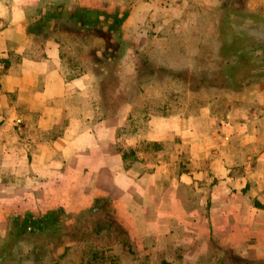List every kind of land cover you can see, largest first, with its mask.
<instances>
[{
    "label": "crops",
    "instance_id": "obj_1",
    "mask_svg": "<svg viewBox=\"0 0 264 264\" xmlns=\"http://www.w3.org/2000/svg\"><path fill=\"white\" fill-rule=\"evenodd\" d=\"M227 1L0 0V111L8 114L2 119L6 125L27 122L40 130L39 135L30 136L29 146L14 147L11 155L4 148L0 150V248L7 236L8 210L12 215L19 214L17 217L23 212L35 219L54 207L67 212L74 205L89 209L97 199L107 198L116 210L124 212V220L139 224L140 230H134L133 235L142 253L174 251L189 256L197 252L202 243L190 223L195 220L194 214L178 208L180 187L189 184L187 179L169 177L166 185L160 178L161 167L146 175L126 170L114 146L118 128L127 117L101 119L91 112L101 108L95 72L85 71L79 62L82 57L78 47L80 37L94 30H86L76 13L97 12L102 14L100 21L107 13L106 23L100 25L101 31L108 34L114 19L123 18L120 34L126 45L125 60L131 66L126 75L132 80L139 76L136 63L144 70L146 62L150 75L154 71L159 76L157 72L161 71L173 77L212 80L224 63L219 23ZM238 6L258 14L264 0H242ZM257 30L263 38L264 27ZM150 87L141 86L139 91H179L175 86ZM253 89L259 118L243 122L239 132L246 144L254 143L252 153L257 163L245 168L252 170V181L233 183L227 177L211 192L215 202L219 200L221 204L236 199L239 211L245 212L250 222L242 234L245 249L254 246L250 245L254 237L264 238V231L255 229V222L264 219V209L256 206L264 205V85ZM213 90L212 85H203L187 91L196 97L197 92ZM11 96L14 99L8 100ZM137 107V102L125 104L128 110ZM148 107L173 110L195 106H180L173 100L141 106ZM181 118L175 111L167 116L144 117L142 121L148 126L144 137L158 143L182 137ZM59 126L63 128L62 135L47 139L46 134ZM64 189H72L73 193ZM77 190L81 196L88 190L92 199L66 200L67 195L75 197ZM166 204H171L173 211H165ZM130 206L141 211L139 218L130 214ZM228 236L220 235L225 245L229 243ZM212 239L218 238L215 231L208 230L204 245Z\"/></svg>",
    "mask_w": 264,
    "mask_h": 264
},
{
    "label": "rangeland",
    "instance_id": "obj_2",
    "mask_svg": "<svg viewBox=\"0 0 264 264\" xmlns=\"http://www.w3.org/2000/svg\"><path fill=\"white\" fill-rule=\"evenodd\" d=\"M241 2L228 0L223 7L224 13L234 10L230 23L233 30L243 32L242 38L245 40L254 39L256 46L248 52L254 56L259 68L256 73L258 78L250 80L240 90L217 87L216 75L212 80L173 77L161 71L157 72L159 76L154 71L150 75L147 62L144 70L140 68V63H136L139 74L136 84L135 78L132 80L126 75V72H131V66L125 60L123 35L101 31L103 25L100 24L106 23L107 13L98 21V26L92 28L94 32L80 37L78 47L79 57H82L79 62L84 64L85 71L94 69L95 72L97 101L101 108L91 112L95 111V117L101 119L127 117L118 128L114 146L123 159L124 168L134 175H146L155 173L161 167L160 178L166 185L169 177L175 180L182 177L189 182L180 187L181 206L178 208L183 213L194 214L195 220L190 223L202 243L197 246V252L189 256L174 251L142 253L135 245L133 235L134 230H140L139 224L135 226L133 221L124 220V212L116 210L107 198H103L102 201L97 199L89 209L74 205L67 212L54 207L47 215H36L35 219L23 215V212L22 216L17 217L19 214L12 215L8 210L7 236L0 248V264H264L263 237H254L250 244L254 246L243 247L245 237L242 234L250 222L245 219V212L242 209L239 211L236 199L221 204L211 196V192L219 188L220 182L226 181L227 177L233 183L252 181V170L245 168L257 163V157L252 153L254 143L246 144L239 132L244 127L243 122H253L260 114L254 105L256 93L253 87L264 85V37L257 34V28L264 27V8L255 17H250L247 14L253 13L238 6ZM232 40L233 36L226 31L223 41ZM131 65L133 68L134 64ZM152 85L156 89L175 86L179 91L150 90L143 94L139 91L141 86L148 88ZM203 85H212L214 90L211 93L197 92L196 97L187 91ZM1 99L7 100L6 97ZM12 99L13 96L8 98ZM170 100L178 102L180 106L191 104L195 107L173 110L141 108L142 105ZM131 102H137L138 107L126 109L125 104ZM173 111L182 117L179 126L182 137L159 143L147 141L144 133L148 126L142 121L144 117L167 116ZM7 116L6 111H0V150L4 148L11 155L14 147L29 146L32 142L30 136L39 135L40 130L36 131V126L27 122L6 125L2 118ZM188 120L191 123L185 124L184 121ZM249 126L251 131L253 128ZM62 133L63 128L59 126L46 134V138L54 140ZM185 134L190 136L184 137ZM9 164L12 165V162ZM64 190L73 193L72 189ZM88 192H83L84 197L77 190L78 195H67L66 200H90L92 197ZM256 206L264 209V205ZM131 209L130 214L139 218L141 211ZM165 211H173V206L166 204ZM255 224V229L264 231L263 218H259ZM208 230L215 231L218 239L204 245L203 237ZM224 233L229 234L228 245L221 242L220 235L224 236Z\"/></svg>",
    "mask_w": 264,
    "mask_h": 264
},
{
    "label": "trees",
    "instance_id": "obj_3",
    "mask_svg": "<svg viewBox=\"0 0 264 264\" xmlns=\"http://www.w3.org/2000/svg\"><path fill=\"white\" fill-rule=\"evenodd\" d=\"M226 11L219 23L220 38L222 39V47L220 50V56L224 59V63L219 69L215 77V84L217 87L226 88L230 90H240L246 86V84L255 78H258L256 74L258 71V63H256L254 56L249 54L248 50L255 47V41L253 38L245 40L243 32L234 31L231 26L232 14L235 13ZM247 14V13H246ZM248 16L255 17L256 14H247ZM102 14L97 12H91L88 10H78L76 18L79 23H82L86 30H90L98 26L99 18ZM123 18L114 19L110 25V33L116 35L121 31V25ZM226 31L233 36L231 42L223 41V36ZM104 200L100 198L99 201Z\"/></svg>",
    "mask_w": 264,
    "mask_h": 264
}]
</instances>
